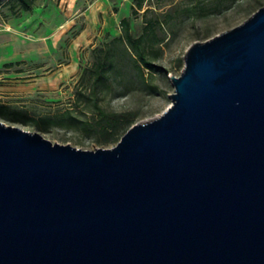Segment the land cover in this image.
Returning a JSON list of instances; mask_svg holds the SVG:
<instances>
[{"label": "water", "instance_id": "1", "mask_svg": "<svg viewBox=\"0 0 264 264\" xmlns=\"http://www.w3.org/2000/svg\"><path fill=\"white\" fill-rule=\"evenodd\" d=\"M184 60L113 148L0 121V264H264V6Z\"/></svg>", "mask_w": 264, "mask_h": 264}, {"label": "rangeland", "instance_id": "2", "mask_svg": "<svg viewBox=\"0 0 264 264\" xmlns=\"http://www.w3.org/2000/svg\"><path fill=\"white\" fill-rule=\"evenodd\" d=\"M198 1L147 0L137 15L132 14L133 0H36L33 11L19 17L3 8L8 16H0V105L35 119L71 111L79 122L43 130L33 123L2 117L0 121L40 132L54 144L92 151L115 147L124 133L110 140L83 124L97 119L92 105L79 97L89 93L90 81L83 75L94 63L93 50L121 35L120 21L125 17L131 18L135 37L144 33L145 18L164 21L157 33L165 39L152 46L160 70L153 75L145 71L143 79L133 61L120 58L112 90L102 93L100 100L110 113H131L132 126L150 122L172 105L171 77L183 72L190 47L243 24L264 6V0L225 1L220 11L208 8L190 15L188 7ZM203 1L210 7L212 0ZM9 63L13 66L5 67Z\"/></svg>", "mask_w": 264, "mask_h": 264}, {"label": "trees", "instance_id": "3", "mask_svg": "<svg viewBox=\"0 0 264 264\" xmlns=\"http://www.w3.org/2000/svg\"><path fill=\"white\" fill-rule=\"evenodd\" d=\"M146 1L133 0L132 14L137 15ZM225 1L236 2L237 0H212L210 7H207L205 1L199 0L196 5L188 7L187 12L190 15H196L208 10V8L209 10L213 8L220 11L224 7ZM35 3L36 0H0V16H8L3 11V8H6L9 15L19 17L23 12L33 11ZM144 22V33L139 37H135L131 32V18H123L120 21L121 35L113 38L104 47L93 50L94 63L89 69L85 70L84 77L82 76L83 79H89L90 86L89 93H80L79 97L85 99L86 104L92 105L97 116L95 123L85 122L83 124L87 126V129L96 130L98 133L109 137L110 140H118L119 136L125 134L134 124L131 113H110L100 104L102 93L112 90V77L119 68L120 58L128 57L133 61L143 79L145 78V71L153 75L160 70L154 63L152 46L163 42L165 39L157 33V29L164 25V21L155 17L145 18ZM11 66H13L12 63L5 64V67L9 68ZM0 117L23 124L33 123L43 130L57 126L71 127L70 123L79 122V119L71 111H67L61 117L35 119L22 111L13 110L4 105H0Z\"/></svg>", "mask_w": 264, "mask_h": 264}]
</instances>
